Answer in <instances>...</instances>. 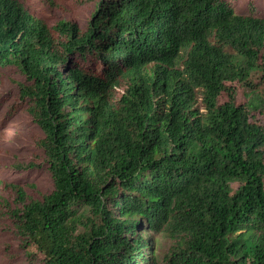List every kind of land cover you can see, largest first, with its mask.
Returning a JSON list of instances; mask_svg holds the SVG:
<instances>
[{"label":"trees","instance_id":"trees-1","mask_svg":"<svg viewBox=\"0 0 264 264\" xmlns=\"http://www.w3.org/2000/svg\"><path fill=\"white\" fill-rule=\"evenodd\" d=\"M75 1L91 7L84 26L0 0V68L28 80L53 183L0 180L29 264H160L155 232L169 264H264V15L230 0Z\"/></svg>","mask_w":264,"mask_h":264},{"label":"rangeland","instance_id":"rangeland-1","mask_svg":"<svg viewBox=\"0 0 264 264\" xmlns=\"http://www.w3.org/2000/svg\"><path fill=\"white\" fill-rule=\"evenodd\" d=\"M63 11L50 8L40 1L29 5L51 23L61 18H74L85 25L90 18L91 7L75 0H58ZM236 12L247 14L253 7L264 15V0H230ZM0 180L21 184L29 189L36 184L41 190L53 189L52 177L43 162V152L35 139L45 136L41 127L30 116L27 101L20 97V84L28 83L26 76L16 66L0 68ZM249 90V88H247ZM246 92L240 87L238 100L244 101ZM222 99H226V95ZM264 121V115H259ZM38 163L32 167H18L17 163ZM238 186L234 183V187ZM1 188V187H0ZM88 214L92 215L90 212ZM93 216V215H92ZM94 217V216H93ZM154 248L160 264H169L166 253L170 239L159 232L154 234ZM148 247L146 253H149ZM150 255V253H149ZM0 264H29L27 248L10 219L0 215Z\"/></svg>","mask_w":264,"mask_h":264}]
</instances>
